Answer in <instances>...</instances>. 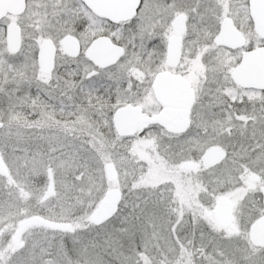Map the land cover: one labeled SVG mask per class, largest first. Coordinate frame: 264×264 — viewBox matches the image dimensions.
Segmentation results:
<instances>
[{"label": "snow or ice", "instance_id": "obj_1", "mask_svg": "<svg viewBox=\"0 0 264 264\" xmlns=\"http://www.w3.org/2000/svg\"><path fill=\"white\" fill-rule=\"evenodd\" d=\"M0 264H264V0H0Z\"/></svg>", "mask_w": 264, "mask_h": 264}]
</instances>
